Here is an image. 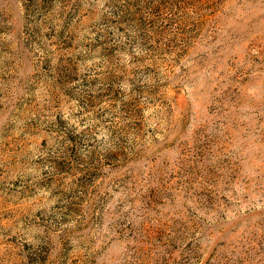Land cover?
I'll return each instance as SVG.
<instances>
[{"label":"rangeland","instance_id":"1","mask_svg":"<svg viewBox=\"0 0 264 264\" xmlns=\"http://www.w3.org/2000/svg\"><path fill=\"white\" fill-rule=\"evenodd\" d=\"M0 264H264V0H0Z\"/></svg>","mask_w":264,"mask_h":264}]
</instances>
